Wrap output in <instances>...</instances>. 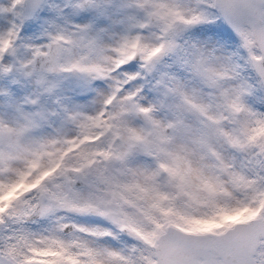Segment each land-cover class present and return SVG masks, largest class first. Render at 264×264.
<instances>
[{
    "label": "snow or ice",
    "instance_id": "6c2138e0",
    "mask_svg": "<svg viewBox=\"0 0 264 264\" xmlns=\"http://www.w3.org/2000/svg\"><path fill=\"white\" fill-rule=\"evenodd\" d=\"M0 264H264V0H0Z\"/></svg>",
    "mask_w": 264,
    "mask_h": 264
}]
</instances>
